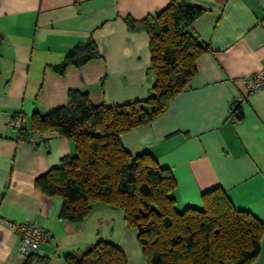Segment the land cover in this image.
<instances>
[{
    "label": "crops",
    "instance_id": "obj_1",
    "mask_svg": "<svg viewBox=\"0 0 264 264\" xmlns=\"http://www.w3.org/2000/svg\"><path fill=\"white\" fill-rule=\"evenodd\" d=\"M185 1L201 9L190 32L208 50L166 109L122 133L120 142L132 154L148 152L170 170L177 208L199 205L203 192L220 187L236 208L264 225V86L253 93L244 86L245 78L264 66V0ZM168 2L0 0V264L26 259L18 253V234L2 220L37 221L47 234L29 264H63L66 253L98 239L95 224L92 234L84 222L60 218V197L44 195L34 185L37 176L73 153V143L47 132L46 142L32 145L18 138L8 121L19 113L29 124L32 113L64 105L69 89L87 93L94 105L146 97L153 83L148 36L129 30L123 19H142ZM88 38L99 58L69 65L62 75L51 69ZM232 103L241 110L239 119ZM114 242L126 264H148L131 229L125 227ZM252 264H264V228Z\"/></svg>",
    "mask_w": 264,
    "mask_h": 264
},
{
    "label": "trees",
    "instance_id": "obj_2",
    "mask_svg": "<svg viewBox=\"0 0 264 264\" xmlns=\"http://www.w3.org/2000/svg\"><path fill=\"white\" fill-rule=\"evenodd\" d=\"M200 13L198 6L185 0H169L142 19L124 17L129 30L148 36L153 83L146 97L94 105L87 93L69 89L64 105L32 113L18 134L24 141L31 131L39 132L43 140L47 132L70 140L73 153L37 176L35 187L44 195L59 196V216L73 224L82 222L98 204L121 210L148 264H252L260 248L263 223L236 208L223 189L211 188L201 194L199 205L179 209L170 170L148 152L132 154L120 142L122 133L160 115L194 76L196 59L208 50L190 32ZM2 40L0 33V45ZM99 57L88 38L51 69L62 75L69 65L81 67ZM230 109L237 119L241 117L235 103ZM36 251L22 255L23 264H29ZM63 264H126V259L117 245L98 238L84 250L66 253Z\"/></svg>",
    "mask_w": 264,
    "mask_h": 264
},
{
    "label": "built area",
    "instance_id": "obj_3",
    "mask_svg": "<svg viewBox=\"0 0 264 264\" xmlns=\"http://www.w3.org/2000/svg\"><path fill=\"white\" fill-rule=\"evenodd\" d=\"M244 86L248 93L256 92L264 86V66L262 69L245 78ZM25 119L22 115L12 117L7 125L16 131L17 135L23 127ZM38 141L46 142L39 132L31 131L26 135L25 142L35 145ZM2 223L14 230L19 237L18 253L25 255L37 250L39 244L48 239L45 231L39 226L37 221L14 223L2 220Z\"/></svg>",
    "mask_w": 264,
    "mask_h": 264
},
{
    "label": "rangeland",
    "instance_id": "obj_4",
    "mask_svg": "<svg viewBox=\"0 0 264 264\" xmlns=\"http://www.w3.org/2000/svg\"><path fill=\"white\" fill-rule=\"evenodd\" d=\"M94 208L95 207H93L91 212L84 218L82 222L86 224L84 225L88 227L89 232H91L92 234L93 228L91 229L90 225L94 226L95 224L96 237L101 240L109 242L111 241L112 243L116 244L114 241L117 240L118 236L122 234V231L126 227L121 210L103 206L92 212ZM106 221H108V224L106 223Z\"/></svg>",
    "mask_w": 264,
    "mask_h": 264
}]
</instances>
